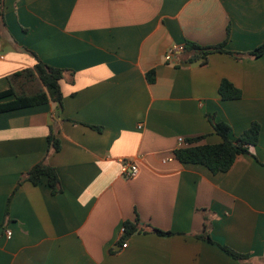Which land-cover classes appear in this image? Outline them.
Segmentation results:
<instances>
[{"label": "crops", "instance_id": "crops-1", "mask_svg": "<svg viewBox=\"0 0 264 264\" xmlns=\"http://www.w3.org/2000/svg\"><path fill=\"white\" fill-rule=\"evenodd\" d=\"M188 40L254 50L264 0H0V92L38 58L66 70L62 106L0 112V264H264V55L168 62ZM223 79L242 97L223 99ZM211 117L233 139L261 127L226 172L175 157L188 138L222 141ZM123 159L138 165L134 177ZM41 161L60 192L24 177Z\"/></svg>", "mask_w": 264, "mask_h": 264}, {"label": "trees", "instance_id": "trees-1", "mask_svg": "<svg viewBox=\"0 0 264 264\" xmlns=\"http://www.w3.org/2000/svg\"><path fill=\"white\" fill-rule=\"evenodd\" d=\"M1 11V16L3 15ZM3 18V16H2ZM227 41L214 45H201L195 41L188 40L184 44V52L180 56L184 61L199 62L207 64L209 55L214 52H225L235 57L244 55L250 57H260L264 55V43L257 46L254 50L241 53L226 49ZM66 70L61 67L52 66L40 58L33 67L18 70L8 76L9 87L0 92V112L31 107L57 102L60 106L63 104V91L61 88V80L64 78ZM154 70L148 73L150 81L154 80ZM220 95L223 99H239L242 97V90L228 79H223L219 87ZM8 97L11 99L4 100ZM215 132L219 134L222 141L215 144L199 143L204 139V136H196L188 138L187 144L178 147L175 150V157L182 163L202 164L208 167L212 172H226L234 164L238 155L249 152V146L254 145L259 141L261 127L260 124L254 122L252 126L243 131L237 138H231L230 134L232 127L225 121H217L211 117ZM97 130H101L100 126H93ZM49 147L56 151L61 149V141L51 127V132L48 135ZM46 176L48 183L53 193H58L62 190L61 181L57 169L47 163L41 161L35 164L27 173L25 178L32 181L34 184L39 183L41 178ZM139 230V219L136 221L125 222V233L121 237L124 241L128 236ZM156 232L161 234H171L170 231H163L154 228ZM199 238L213 240L206 233V229L200 234ZM223 248L232 256L242 259L245 255L240 254L227 246Z\"/></svg>", "mask_w": 264, "mask_h": 264}, {"label": "built area", "instance_id": "built-area-1", "mask_svg": "<svg viewBox=\"0 0 264 264\" xmlns=\"http://www.w3.org/2000/svg\"><path fill=\"white\" fill-rule=\"evenodd\" d=\"M183 52H184V44L171 47L167 51V55H166L167 61L170 63L177 64ZM121 172L124 177L132 178L139 172V167L134 161L130 159H123L121 163ZM11 234L12 232L8 230L7 236L11 237ZM124 246L126 245L124 244Z\"/></svg>", "mask_w": 264, "mask_h": 264}, {"label": "water", "instance_id": "water-1", "mask_svg": "<svg viewBox=\"0 0 264 264\" xmlns=\"http://www.w3.org/2000/svg\"><path fill=\"white\" fill-rule=\"evenodd\" d=\"M0 230H1V228H0Z\"/></svg>", "mask_w": 264, "mask_h": 264}]
</instances>
